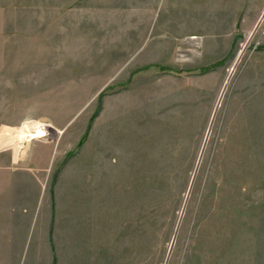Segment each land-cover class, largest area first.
<instances>
[{
  "label": "rangeland",
  "instance_id": "obj_1",
  "mask_svg": "<svg viewBox=\"0 0 264 264\" xmlns=\"http://www.w3.org/2000/svg\"><path fill=\"white\" fill-rule=\"evenodd\" d=\"M1 149L0 264H264V0H0Z\"/></svg>",
  "mask_w": 264,
  "mask_h": 264
},
{
  "label": "crops",
  "instance_id": "obj_2",
  "mask_svg": "<svg viewBox=\"0 0 264 264\" xmlns=\"http://www.w3.org/2000/svg\"><path fill=\"white\" fill-rule=\"evenodd\" d=\"M5 149H1L0 151H4ZM29 160L26 162L27 163V167H31L30 169H35V165L37 163V161H34L35 159V155L38 152V149L36 150V148H34L32 146V148H30L29 151ZM49 152V151H48ZM11 156V155H10ZM15 154H12L11 158H10V165L12 163H18L19 161L24 162V160L22 159V157H20V155H17V160H15ZM46 163H50V159L48 161H46ZM38 164H41L40 162ZM14 172V171H13ZM15 173V172H14ZM15 177L12 176V179L10 180V182L12 184H14ZM8 196L6 198V200L4 201L5 204L7 205L6 208H2L0 209V217L5 219L6 221V226H8L7 229V233L10 234V237L8 239V242L10 244V246L5 245L8 249H10L11 251L17 253L18 257L21 258H25L30 254V251L32 252L33 248H38L37 244H32L33 242L38 243V237L35 238L33 229H31L32 224L30 223L26 230L23 233H17V230L19 228V224L16 223L15 221V214L16 212L20 211L21 209H26V208H19V206L17 205L18 202L16 201V197L13 196V201L9 200V197H11V194L6 195ZM26 197L28 198V193H26ZM16 226L18 228H16ZM35 226V223L34 225ZM45 237H47L46 239L43 237L42 241L46 242V241H50V236L48 237V235H45ZM54 246H52L50 244V249L51 251H53ZM54 259V258H53Z\"/></svg>",
  "mask_w": 264,
  "mask_h": 264
},
{
  "label": "trees",
  "instance_id": "obj_3",
  "mask_svg": "<svg viewBox=\"0 0 264 264\" xmlns=\"http://www.w3.org/2000/svg\"><path fill=\"white\" fill-rule=\"evenodd\" d=\"M99 108H100V103H99L98 108L96 109L95 114L93 115V117H92V119H91L90 122H92L93 118H94L95 116H97V114H98V112H99ZM70 155H71V154H70ZM70 155H68V156H70Z\"/></svg>",
  "mask_w": 264,
  "mask_h": 264
},
{
  "label": "bare ground",
  "instance_id": "obj_4",
  "mask_svg": "<svg viewBox=\"0 0 264 264\" xmlns=\"http://www.w3.org/2000/svg\"><path fill=\"white\" fill-rule=\"evenodd\" d=\"M249 39H250V38H249ZM130 126H131V125H130ZM130 126H129V127H130ZM114 136H115V135H114ZM123 153H124V152H123ZM114 156H115V155H114ZM123 156H124V155H123ZM123 159H124V158H123ZM131 179H132V178L130 177V180H131ZM133 179H134V178H133ZM116 180H117V179H116ZM108 182H109V181H108ZM119 184H120V183H119ZM119 191H120V190H119Z\"/></svg>",
  "mask_w": 264,
  "mask_h": 264
}]
</instances>
